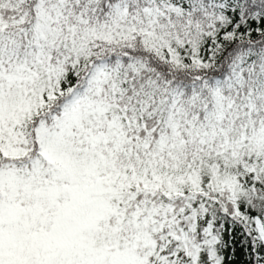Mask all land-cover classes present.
<instances>
[{"label": "snow or ice", "instance_id": "snow-or-ice-1", "mask_svg": "<svg viewBox=\"0 0 264 264\" xmlns=\"http://www.w3.org/2000/svg\"><path fill=\"white\" fill-rule=\"evenodd\" d=\"M0 264H264V0H0Z\"/></svg>", "mask_w": 264, "mask_h": 264}]
</instances>
